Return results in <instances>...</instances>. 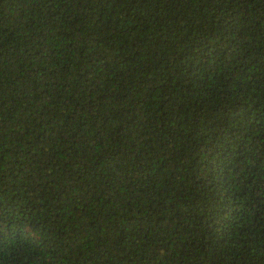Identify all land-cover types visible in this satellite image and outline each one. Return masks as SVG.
Segmentation results:
<instances>
[{"label":"trees","instance_id":"obj_1","mask_svg":"<svg viewBox=\"0 0 264 264\" xmlns=\"http://www.w3.org/2000/svg\"><path fill=\"white\" fill-rule=\"evenodd\" d=\"M0 264H264V0H0Z\"/></svg>","mask_w":264,"mask_h":264}]
</instances>
